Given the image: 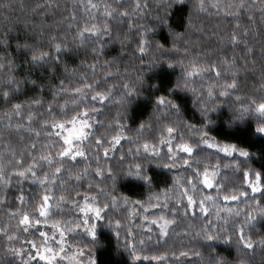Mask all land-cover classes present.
I'll return each mask as SVG.
<instances>
[{
	"label": "trees",
	"instance_id": "1",
	"mask_svg": "<svg viewBox=\"0 0 264 264\" xmlns=\"http://www.w3.org/2000/svg\"><path fill=\"white\" fill-rule=\"evenodd\" d=\"M168 2L170 0H91V3L89 0H0V64L4 65L0 68V167L11 175L35 162L38 172L36 182L29 175L22 183L21 179L14 178L10 185H0V264H24L10 252L13 239L9 237H16L20 228V217L12 213L32 212L33 206L40 203L38 197H42L46 189L40 185L39 179L45 173L55 172V166L50 167L42 157L49 152L55 156L59 150L53 130L45 123L51 124L53 117L57 120L70 118L72 90L82 86L80 81L85 75L88 81H100V90L112 88L113 99L104 105L96 103L101 110L98 119L103 126L94 127V135L85 145L89 149L87 159L66 163L63 173L55 177V183L49 181L47 191H54L57 200L60 196L66 199L62 211L53 208L52 220L75 222L79 215L72 200L77 198V194L82 197L90 183L91 195H98L101 207L105 203L110 207L105 209L104 218L97 223L95 242L78 230L69 233L68 246L89 253L95 264H157L144 257L165 253L169 259L164 264H170L172 253L182 251L188 252L187 256L180 257L183 264H215L212 257L228 261L236 259V236L233 235L230 244L224 243V239L246 219L244 215L231 217L225 225L223 218L217 221L215 206H210L212 215L207 220L202 216L186 218L181 209L165 243L159 238L157 228L151 227V231L143 229L145 223H141L140 214L154 218L166 215L172 219L169 209L150 207L147 201L150 196L161 194L160 203L163 204V193L167 192V202L175 206L179 193L171 190L174 179L191 176L198 164L201 172L204 165L211 164L213 168L219 165L217 180L224 186L218 202L221 217L227 215V208L243 210L250 204L254 205L256 200H261L264 205V195H252L243 184L244 170L253 173L264 170V134L255 132L257 121L250 115L229 124L233 112L253 101L259 103L264 100V0H243L245 8L242 12L229 8L241 0H205L203 11L198 7L200 0H184L183 4H173L166 10L162 4ZM137 4L141 6L139 9ZM38 5L42 11L37 10ZM105 5L113 12L112 16L107 15ZM214 5H219V13ZM124 12L128 14L121 15ZM161 16L166 17L165 23L160 22ZM233 16H238V19ZM92 26L99 29L107 26L108 34L99 38L90 36L86 29ZM82 31L85 35L83 40L78 39ZM142 34L148 43L143 54L139 52ZM233 34L240 37L235 47L230 40ZM5 40L6 43L2 42ZM25 42L35 45L37 55L40 51L51 53L50 58L33 62L32 51L23 47ZM55 43L62 44L59 61L56 60ZM249 50L253 54L250 55ZM225 59L236 60V67L227 66ZM94 64L97 65L95 74L90 67ZM194 64L201 69L218 67L221 77L217 80L215 71L205 72L202 78L197 77L185 85L186 70H192ZM106 72L113 75L105 81ZM8 78L19 82V90L12 91L5 101L2 92ZM233 79L237 81L236 91L227 97L220 96L223 85ZM61 81L66 92L56 95L60 92ZM124 83L135 86V91L126 101H122ZM209 87L216 89L212 100L207 96ZM11 88L14 90L17 85L13 84ZM170 89L174 92L168 98L180 105L179 118L174 113L168 121H161L157 119L159 112L155 99L168 95ZM34 101H39L40 105ZM16 104L23 106V119L12 112ZM49 104H53L56 110L49 112ZM64 104L68 105V117L58 115L60 106ZM201 104L212 109L209 116L214 124L210 126V135L221 144H236L251 155L248 158H228L201 145L202 150L191 158L198 164L192 163L191 168L182 167L177 171L163 167L169 161L168 152L159 143L160 128L169 122L175 123L187 139L191 133L185 126L202 124ZM117 121L124 128L123 135L130 139H122L107 159L103 157V149L100 150V167L105 171L104 177H97L95 139L104 137L110 141L117 132ZM142 123L144 129L138 131ZM145 142L160 149L158 158L142 151ZM21 159L23 168L18 169L15 164ZM136 164H141L147 175L152 177L151 186L127 177L129 168L134 170ZM109 167L111 175L117 178L115 182L109 176ZM85 169L89 176L77 181V174ZM21 189L25 198L23 205L17 199ZM101 189L103 194H100ZM234 189L246 190L255 199L224 201L223 196L231 194ZM200 190L203 194L211 193L213 197L217 195L215 188L207 191L201 187ZM113 195L145 202L147 211L132 204L125 205L123 201L112 208ZM152 204H156L154 198ZM253 215L255 219L245 226V235L253 240L255 251L243 255V259L245 264H264V247L259 243L264 239V216L255 212ZM208 220L224 226L220 229L221 239L211 247L206 246L202 239L194 238ZM185 232L191 235H183ZM133 243L140 256L135 262L130 255ZM126 244L129 247L126 248Z\"/></svg>",
	"mask_w": 264,
	"mask_h": 264
},
{
	"label": "snow or ice",
	"instance_id": "2",
	"mask_svg": "<svg viewBox=\"0 0 264 264\" xmlns=\"http://www.w3.org/2000/svg\"><path fill=\"white\" fill-rule=\"evenodd\" d=\"M91 3V0H89ZM184 0H170V2L162 4L166 10L170 9L173 4H183ZM95 6V5H93ZM141 6L137 4V9ZM198 7L201 11H203L206 7L205 0H200ZM217 8V13H219V5H214ZM229 8H235L237 12H242L245 8V4L243 0L238 5H229ZM38 11H42L43 9L38 5ZM105 11L108 16H112L113 12L109 10V6L105 5ZM128 13L124 12L121 15L126 16ZM234 19H238V16H233ZM74 19V18H73ZM166 17L161 16L160 22L165 23ZM238 27V26H237ZM90 36L99 38L102 34H108V28L105 26L103 29L96 28L92 26L91 28L86 29ZM85 38L84 32H80L78 39L83 40ZM231 43L233 47L237 46L240 41V37L237 34H233L230 37ZM6 43L5 41H2ZM23 47L27 50L32 51V61L33 62H41L46 61L50 58L51 53L40 51L39 54H36L35 45L29 44L27 42L24 43ZM56 50V60L59 61L60 56L59 53L62 50L61 43H55L54 45ZM148 47L147 40L144 38V34L139 41V52L141 54L145 53ZM247 48V45L245 44ZM249 54H253L252 50H249ZM224 63L230 67H236V60H227L225 59ZM109 63V67H110ZM4 65L0 64V68H3ZM93 69V74H95V70L97 65L90 66ZM172 67V65H169ZM215 71V78L218 80L221 77V72L219 68H209V69H201L198 64H194L192 70H186L185 77V85L189 83V81H194L197 77H201L205 72ZM118 74V73H117ZM113 74L111 72H106L105 81L111 77ZM87 81V82H85ZM18 83L14 78H8L7 84L2 92V96L7 101L11 95L12 91H18ZM34 83V82H33ZM81 87L74 88L72 90V109L71 116L67 119L57 120L53 117V121L51 124L45 123L46 127H49L53 130V135L59 144V150L55 153V156L52 155L51 152L47 156L42 157V159L48 163V165L55 166V172L52 174L45 173L42 178L39 179L40 185L46 189L44 195L42 197H38L40 203L38 205H34V210L32 212L29 211H16L12 213L13 216H19L18 227H22L24 232H27L30 228H34L40 225H44L52 229V235L49 236L47 231H40L39 235L42 238L40 244H37L35 241H28L31 245V249L34 250V254L32 251L28 252L27 259H25L24 264H33L35 261L43 262V264H61V261L66 259H71L75 264H84L82 257L85 253L80 250L72 253L71 258H69L70 246H68V237L69 233L76 232L78 230H82L86 235L92 238L93 242H95L97 237V223L96 221L102 220L103 213L105 209H108L110 205L105 203L102 207L100 205L98 195H91L92 186L89 184L88 190L81 197L80 194H77V198L72 200L73 206L78 209L80 216L77 218L75 222L71 224L65 223L60 220H52L53 208L63 210V206L66 203V199L64 196H60L59 200H57L55 192L49 193L47 191L49 187V181L55 183V177L58 174H62L64 171L65 164H70L71 162L77 161V158L87 159L89 149L85 147V145L92 139L94 132L93 129L96 125L103 126V123L99 121L98 116L101 114L100 108L96 107V103L99 102L100 105H104L107 102L112 101L113 99V89L108 88L104 90H100L101 82L100 81H88L87 76L85 75L83 80L80 81ZM16 84L17 88L12 89L11 85ZM237 81L235 79L232 80L231 83H225L223 85L222 90L219 95L222 97H227L236 91ZM122 87L125 89L124 96L122 97V101H126L131 95L132 92L135 91V86L130 85L129 83H124ZM153 88H156L157 85H152ZM178 87V85H177ZM66 92V89L63 87V81L60 84V92L55 93L56 95H60ZM174 89H170L168 95H161L156 97L155 99V107L159 112L157 116L158 120L168 121L169 118L175 113L177 115V119L179 118L180 113V105L175 103L173 100L169 99L168 96L172 95ZM91 94V95H89ZM216 94V89L213 87H209L207 92V96L209 100ZM237 101L239 102V97H237ZM33 103L40 105L39 101H34ZM197 103H200L197 101ZM91 105V107H89ZM21 104H16L13 106L12 112L21 116L22 110ZM55 106L53 104H49V112L55 111ZM212 109H209L206 104H201L200 112L202 115V124L200 126L196 125H186L188 132L191 135L185 139L183 133L180 132V128L172 122H169L163 125L160 128V139L159 143L161 146H167L168 149V161L169 163H165L163 167L165 168H175L177 166V162L181 161L183 156H187L188 158H183L182 163L189 168H191L192 163H197L191 158L195 156L198 150H202L200 148L201 145L207 146V148H215L220 152L225 153L228 156H232L234 153H238L240 157L248 158L251 154L244 148H240L236 144H221L215 137L210 135V126L214 124V121L209 116V112ZM69 109L68 105L64 104L60 106L58 115L63 117H68ZM96 113L97 115H93ZM245 115L252 116L256 121L257 125L255 127V132L257 134H264V100H261L259 103L253 101L248 104L247 107H241L238 111L233 112V119L229 121V124L235 123L236 120H242ZM29 121H31V117H29ZM144 124L140 125L138 131H143ZM124 128L117 121V132L114 136H112L110 141H106L104 137H96L95 139V150H96V162L97 168L95 170V176L104 177V169L100 167V150L103 149V157L107 159L109 157L110 151L116 149L117 145L121 143L122 139H130L123 135ZM165 133L167 134L165 136ZM179 133V135H177ZM39 135V133H37ZM198 137L199 139H195ZM137 138V143H138ZM179 141V142H178ZM130 142H132L130 140ZM107 144V146H105ZM55 147V145H53ZM35 150V145H33V151ZM140 148L137 147V153H139ZM143 151L145 153H151L152 156L159 157L160 149L157 148L155 144H153L150 148L149 144L145 142L143 144ZM58 158V163H57ZM123 159V157H121ZM16 168H23V160L16 161ZM218 168H213L211 164L204 165L203 171L201 172L199 164L197 168L193 171V174L187 178H175L172 185V191L178 192L179 196L175 200V206H170L167 202L168 194L167 192L163 193L165 196V202L163 204L160 203V195L156 194L155 197H149L147 201L148 206L150 207H160L162 209H169L172 214V219L167 218L166 215H161L153 220H151L152 224L158 226L159 230V238L167 243L166 237L169 235V232L176 225V217L180 214V210L183 209V216L186 218L196 219L198 216H202L205 220L209 216L212 215L210 211V206L216 207V219L217 221L221 218L224 219L225 225L228 224L229 219L231 217H240L244 215L246 219L239 225L238 228H234L233 232L228 234L224 239V243L230 244L232 242L233 235L236 236L237 241V257L234 261H228L223 258L217 259L216 257H212V260L215 264H245V260L243 259V255L251 254L255 251V245L253 240L250 237L246 238L245 235V226L249 224L251 221L255 219L253 213H257L261 216H264V205H262L261 200H256L254 205H248L245 209L241 210L240 208H236L235 210L232 208H227L225 211L227 215L221 217L220 208H219V193L224 191V186L217 180L218 176ZM212 169V171H210ZM109 176L115 182L117 179L115 176H112V169L109 167L107 169ZM33 178V182H36L38 177V172L36 170L35 162L30 165L28 168L23 169L22 171L13 172L11 175L6 174L5 169L0 167V185H10L14 178L21 179V183L24 179H27L28 176ZM89 172L85 169L82 173L77 174L76 179L80 181L81 179L88 177ZM127 177L133 180L142 181L145 185L151 186L152 177L147 175L145 169L141 164H136L135 169L129 168L127 172ZM243 184L250 188L251 193H261L264 195V170L256 171L253 173L251 170L243 171ZM201 185L204 189H216L217 195L213 197L211 193L203 194L201 192ZM100 194H103V190H100ZM199 196V199L197 197ZM153 198L156 200V204H152ZM17 199L23 205L24 203V194L21 189L20 195ZM82 199V203L80 200ZM253 200L254 196H250L249 192L246 190H237L234 189L231 194H225L223 196L224 201H240V200ZM123 201L125 205L132 204L138 208H145V202L142 201H130L127 197H117L115 195L111 196V207H117L120 202ZM186 201V202H185ZM198 209V211H197ZM136 215H139L137 212ZM145 220L148 219L147 216L144 217ZM51 221V223H50ZM224 227L223 225L214 224L211 220L204 225V227L195 233L194 238H199L205 241L206 246L211 247L215 241L221 239L220 229ZM151 231V228H149ZM226 231V228H225ZM119 235V233H117ZM183 235L189 236L191 233L185 232ZM58 237V238H57ZM9 239H14V237H9ZM144 241H141L143 244ZM260 245L264 247V239L260 242ZM129 247L126 244V248ZM130 255H132L133 261L140 259V256L137 254L136 245L133 243L131 246ZM22 254V251H21ZM188 255V252L182 251L178 254L176 252L172 253V258L170 264H183L180 257H185ZM199 255V253H197ZM80 257L81 259H77ZM145 259H151L157 262V264H164L166 260H168V256L165 253L164 255H155L152 257H144ZM88 264H95L93 260H89Z\"/></svg>",
	"mask_w": 264,
	"mask_h": 264
},
{
	"label": "rangeland",
	"instance_id": "3",
	"mask_svg": "<svg viewBox=\"0 0 264 264\" xmlns=\"http://www.w3.org/2000/svg\"><path fill=\"white\" fill-rule=\"evenodd\" d=\"M93 115H96V114L93 113ZM202 146L204 148H206V149H209V150L218 152L221 155H223L225 157H228V158H232V157L244 158V157H240L238 155V153H234L232 156H228L225 153L220 152V151H218L215 148H207V146H205V145H202ZM161 147L165 148L166 151L168 152L167 146H161ZM150 148H151V146H150ZM142 151H143V146H142ZM113 152H114V150L113 151H110L109 157L113 154ZM146 154L151 155V153H146ZM77 159H80V158H77ZM180 162H182V159H181V161H178L177 162V166L175 168H172V169L175 170V171H177L179 168H182V167L185 168V169H189L188 166L184 165L183 163L180 164ZM201 187H203V186L201 185ZM205 190L210 191L212 189H205ZM249 190H250V188H249ZM250 193H251V190H250ZM251 194L254 195L253 193H251ZM255 194H258V193H255ZM80 202L82 203V199L80 200ZM77 214L80 216V213H79L78 209H77ZM140 217H141V223L147 224V226L144 224V227H143L144 230H148L151 227H155V228L158 229V226L157 225L151 223V220L155 219L154 217H148L147 216L148 217L147 220L144 219V217H145L144 214H140ZM99 222H101V220L96 221V223H99ZM40 231H47L49 233V236L52 235V229L49 228V227H46L44 225H40V226H37V227H34V228H30L27 232H24L23 229H22V227H20L19 228V231H18V235L16 237H14V239H13V241L11 243V248H10L11 255L14 256L15 258H17L18 260H20L21 262L24 263L25 259H27L28 252L32 251V253L34 254V250L31 249V245L29 243H27V242L28 241H35L37 244H40L41 241H42V238L39 235V232ZM21 251H22V254H21ZM77 251L78 250L71 249L69 251V253H68L69 258H71L72 253L77 252ZM83 252L85 253V255L82 257V259L84 261V264H88V262H89L90 259L93 260V256L90 255L89 253L85 252V251H83ZM77 259H81V258L80 257H77ZM35 263L43 264V262H40V261L33 262V264H35ZM61 264H75V262L74 261H71V259H66V260L61 261Z\"/></svg>",
	"mask_w": 264,
	"mask_h": 264
}]
</instances>
